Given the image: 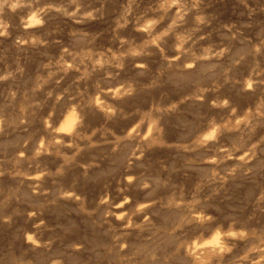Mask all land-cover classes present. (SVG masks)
<instances>
[{"label":"rangeland","instance_id":"1","mask_svg":"<svg viewBox=\"0 0 264 264\" xmlns=\"http://www.w3.org/2000/svg\"><path fill=\"white\" fill-rule=\"evenodd\" d=\"M249 1L248 4L256 9L251 17L249 8L245 7L242 0H203L200 10L211 21V27L205 29L211 31L210 34L206 33V39L196 43L185 42L186 37L177 34L172 43L170 41V44L161 45L163 51L156 46L160 39L152 35L154 28L150 23V15L153 14L150 9L160 7L163 0L161 4H157L156 0H136L135 3H129L128 0H103V17L100 18L98 14L96 20L80 25L55 16L46 18V24L41 26L36 23V20L41 19L37 15L33 19L25 17V20L33 23L24 30L18 15L8 17L6 34L0 35V77L4 78L0 79V110L6 121L5 132L0 134V158L8 157L18 145L27 141L26 151L36 153L41 169L55 171L59 163L72 160L77 146L85 149L86 144V141L76 139L73 148L66 149L56 141L63 139V142L66 141L64 144L72 143L84 119V134L90 135L91 129L96 131V135L92 136L96 148L85 149L76 159L94 166L98 163L100 169H90L85 178L83 169L73 166L66 170L64 177L45 178V187L55 188L61 184L67 187L75 182L81 194L90 196L86 197L89 199L84 210L78 209V205L72 202L49 204L42 198L44 215L38 218L45 219L48 228L53 229H41L44 239L58 236L60 240L56 247L63 248L65 244L76 241L85 244L88 249L103 251V245L111 244L112 233L109 229L114 228L116 234H126L130 243L134 242L135 246L138 244L137 248H155L157 261H152L154 264H204L199 253L205 246L215 247L214 241L200 242L193 239L181 249L184 260L179 261L175 248L184 240L175 238L180 229L169 236L176 219L173 207L152 205L153 208H146L138 215L129 212L130 222L133 225L141 224V228L127 227L128 217L124 218L126 221L117 219L123 211L128 210L127 205L120 210L113 208L116 216H103L106 206L97 209L98 212L93 210L99 195L105 191L111 193L113 202H119L122 198L117 192V180L121 178L123 169L118 166L117 157L128 149L122 144L117 148V153H112L111 147L115 145L105 141L115 140L112 133L116 130L118 135L130 123L119 117L115 119L109 111L116 107L113 98L126 90L133 91L135 95L122 102L125 112H133L135 120L137 118L133 128L152 142L144 160L140 162L144 168L134 170L159 176L161 180L171 177L169 188L158 193L167 194L162 197L164 204L172 199L184 197L190 200L195 196L208 209V213L214 214L225 226L226 216L242 217L252 212L251 206L245 209L250 198L249 190L254 187L249 178L237 174L229 179L222 171L223 166L219 169L209 165L210 158L206 155L211 152L201 150L198 154L185 153L182 146L188 136L201 128L204 131L195 139L207 143L203 141L205 135L215 136L218 144L210 146L213 152L220 146L231 148L235 144L238 147L242 143L240 137L243 129L250 130L245 136L246 141L251 138L250 143L264 137V49L259 53L250 52L247 43L241 42L243 37L233 39L223 27L235 24L233 31L240 29L244 36L254 40L258 32L264 34V12L259 10L264 7V0ZM86 2L99 7L101 0ZM144 14H149L148 18H144ZM141 19L144 22L138 25L137 21ZM125 24L127 27L123 26ZM245 24H251L252 27H243ZM137 26L144 31L136 33L134 28ZM4 31L0 28V32ZM143 36L146 38L141 40ZM141 64L146 67H139ZM108 91H116L115 96H107ZM161 109L167 111L162 113ZM73 113L76 119L70 140L66 139L68 136L61 137L59 130L66 117ZM161 124L164 133L158 131ZM261 147H264V143ZM53 179L57 180L56 184H53ZM3 181L5 191L9 185L18 183V180H10L7 175ZM129 194L133 196L134 202L143 195L139 192ZM27 208L26 203H21L18 206L20 215H15L10 225L0 223V255H21L23 231L33 230L31 226L35 222L27 221L23 215ZM241 209H245V212L242 213ZM146 210L150 224L144 221ZM257 222L264 224V212L257 210L253 223ZM186 231L191 235V230ZM32 254L37 255L30 252L28 256L33 257ZM87 255L92 253L81 254L84 259H87ZM146 263L150 264L149 259L140 260V264Z\"/></svg>","mask_w":264,"mask_h":264},{"label":"clouds","instance_id":"2","mask_svg":"<svg viewBox=\"0 0 264 264\" xmlns=\"http://www.w3.org/2000/svg\"><path fill=\"white\" fill-rule=\"evenodd\" d=\"M128 2L135 3L136 0H128ZM242 2L245 7L249 8V16L254 15L256 9L251 7L247 0H242ZM156 3L161 4V0H156ZM202 3L203 0H163L160 7H152L150 9V12L153 13L150 15V23L154 28L152 35L160 39V43L156 45L157 48L163 51L161 45L170 44V41L172 43L177 34H183L186 37L185 42L196 43L206 39L205 34H210L211 31H205V29L211 27V21L201 12ZM104 7L103 0H101L99 7H94L86 0H0V28L5 29L4 32H0V35L6 34L9 27L8 17L13 14L18 15L22 24H26L25 17L33 19L39 15L41 19L36 23L41 26L46 24V18L51 19L55 16L67 18L73 24L80 25L86 21L96 20L98 14L102 18ZM259 10L264 12V7ZM148 15L144 14V18H148ZM143 22L144 20L141 19L137 21V24ZM123 26L127 27L126 24ZM223 27L227 29L228 33H231L233 39L243 37L241 42L247 43L250 52L259 53L264 49V34L258 32L254 40L250 36H244L240 29L233 31L236 27L235 24H226ZM243 27L251 28L252 25L245 24ZM134 31L142 33L144 29L137 26ZM145 38L143 36L141 40ZM139 67L144 68L146 65L141 64ZM0 79L4 78L0 77ZM136 91L138 92L139 89ZM132 97H135L133 91L126 90L113 98L116 107L109 109L112 116L115 119L119 117L125 121H130V123L118 135L117 131L112 133L116 137L115 140L105 141L115 145L111 148L112 153H117V148H120L122 144L128 149L127 152H123L117 157L119 165L123 169L121 178L117 180V192L122 198L119 199V202H113L111 193L105 192L99 196L96 208L93 209L97 211L102 206H106L102 214L116 216L112 209H124L127 205L129 206L128 210L123 211L117 216V219L124 220L125 217H128L127 227L141 228V224L133 225L130 222L129 212L132 215H137L144 212L146 208H151L152 205L173 207L176 220L173 222L172 232L169 233V236H173L176 234V230L180 229V233L175 238L184 240V243H179L175 251L179 261H183L184 253L181 252V249L185 247V243L195 239L200 242L209 240L215 242V247L205 246L199 253L204 264H264V224L253 223L256 219L257 210L264 212V147H261V144L264 143V137H261L258 142L250 143V137L247 141L245 140V136L250 130L243 129L240 137L242 143L238 147L235 144L231 148L220 146L213 152L210 146L218 144L215 136L205 135L203 141H207V143L195 139L204 131L201 128L182 142L185 153L198 154L201 150L211 152L210 155H206L210 158V165L219 169L223 166L222 171L229 179L237 174L240 177L249 178L254 186L249 190L250 198L245 206V209L251 206L252 212L246 213L242 217L226 216L224 219L227 221V226H225L223 222L218 221L214 214H209L208 209L195 196L190 200H185L184 197L172 199L169 200L168 204H164L162 197L167 194L158 195V193L162 189L169 188L171 177L161 180L159 176L145 175L143 172L137 173L134 170L144 168V164L140 162L144 160L152 142L150 139L141 136L136 128H133L135 124L133 112H125L122 106L125 98ZM136 109L138 110V108ZM160 111L163 113L167 109ZM85 120H82L81 127L76 136L73 137L72 143L64 144L62 140L56 141V143L62 144L67 149L73 148L76 139H81L86 141L85 149L96 148V144L92 141V136L96 135V131L91 129V134L85 135ZM136 127L138 128L139 125ZM5 128L6 121L2 110H0V134L5 132ZM158 131L164 133V126L162 125ZM26 149H28V142L24 141L8 157L0 158V223L10 225L13 222V217L20 215L18 206L21 203L28 205L27 210L23 213L27 221L35 220V223L32 224L33 230L25 229L23 231L21 255L9 257L7 253H4V255H0V264H89V262L92 264H140L141 259H149L151 264L152 261H157L154 255L155 248H137L126 239V234L117 235L111 229H109V232L112 233L111 244L103 245V251L87 249L85 244L79 242L65 244L63 248L56 247L57 241L60 240L58 236H49L44 239L41 229L45 231H52L53 229L48 228L45 219L38 218L44 215L45 204L42 202V198L49 204L72 202L77 204L80 210H84L87 200L86 196L77 190L75 182L67 187L61 184L53 189L44 186L45 178L64 177L66 170L73 166L83 169L82 174L87 178L89 170L99 168L100 165L97 163L94 166L92 163L77 160L76 157L85 151V149H80L77 146L69 163H59L55 171H50L47 168L41 169L40 164L37 163L39 159L36 153L30 151L29 154ZM176 170L173 169V171ZM113 171L116 172L118 169H113ZM6 175L10 180H18L15 186L9 185L7 191L3 187V178ZM26 182L28 183L25 187ZM56 183L57 181L53 179V184ZM174 186L172 185V187ZM131 192L143 194L142 198L136 199L134 202L133 196L129 194ZM49 197L51 199H48ZM9 209L11 211H8ZM245 209L240 211L244 213ZM144 221L147 224L151 223L148 213L144 214ZM186 230H191V235H188ZM30 252L37 255L29 257L28 253ZM88 252L92 255L84 259L81 254ZM5 257H7V261H5Z\"/></svg>","mask_w":264,"mask_h":264},{"label":"bare ground","instance_id":"3","mask_svg":"<svg viewBox=\"0 0 264 264\" xmlns=\"http://www.w3.org/2000/svg\"><path fill=\"white\" fill-rule=\"evenodd\" d=\"M249 1V0H248ZM250 2V1H249ZM255 2V1H254ZM250 4V3H249ZM254 4V3H253ZM255 5V4H254ZM261 8V7H260ZM124 14V13H123ZM121 18V17H120ZM65 19H67V18H65ZM27 22H26V24H23V26H22V28L25 30V29H27V27L26 26H30L33 22H31V21H28V20H26ZM37 21V20H36ZM21 25V24H20ZM19 25V26H20ZM21 27V26H20ZM32 28V27H31ZM34 28V27H33ZM22 31V30H21ZM28 31V30H27ZM27 31H25V32H27ZM22 32H24V31H22ZM144 34V33H143ZM79 37V36H78ZM77 40V39H76ZM79 42V41H78ZM245 50V49H244ZM175 52V51H174ZM238 54H240V52H238ZM86 58V57H85ZM264 60V59H263ZM170 62V61H169ZM172 62V61H171ZM175 63V62H174ZM176 63H177V61H176ZM167 65H168V63H167ZM170 65V64H169ZM177 66H178V64H177ZM264 67V66H263ZM139 68V67H138ZM173 70V69H172ZM171 70V71H172ZM183 70V69H182ZM175 73V75H176V72H174ZM197 74V73H196ZM58 75V74H57ZM75 75V74H74ZM179 77V76H178ZM42 78V77H41ZM55 78V77H54ZM57 78V77H56ZM196 78V77H195ZM53 79V78H52ZM196 80V79H195ZM199 80V79H198ZM50 81V80H49ZM53 81H55V79L53 80ZM50 83H51V81H50ZM60 83V82H59ZM245 83V82H244ZM59 85H61V84H59ZM49 86V85H48ZM56 86V85H55ZM43 87V86H42ZM244 88H245V86H244ZM49 89V88H48ZM107 90V89H106ZM247 90V89H246ZM73 91V90H72ZM52 93V92H51ZM115 93H116V91L114 92V93H110L109 91L106 93V95L107 96H115ZM77 94V93H76ZM105 94V93H104ZM38 95V94H37ZM52 98V97H51ZM107 98V97H106ZM54 99V98H53ZM108 99V98H107ZM71 100V99H70ZM96 100H97V98H96ZM97 101H99V100H97ZM74 102V101H73ZM53 103H54V101H53ZM35 108V107H34ZM91 108H92V106H91ZM94 108V107H93ZM95 109V108H94ZM65 110V109H64ZM88 110V109H87ZM95 111V110H94ZM93 111V112H94ZM99 111V110H98ZM73 112V111H72ZM99 112H101V111H99ZM85 113V112H84ZM29 114V113H28ZM60 114H62V113H60ZM90 114V113H89ZM86 115V114H85ZM90 116V115H89ZM135 117V116H134ZM25 118V117H24ZM89 118V117H88ZM33 119V118H32ZM75 116H74V113L73 114H69L67 117H66V119H65V121H64V123H63V125H62V128H61V130H59V131H61L60 133H59V135L61 136V137H63L64 138V136H68L66 139H68L69 137H71V136H73L72 134H71V131H72V129L74 128V126H75ZM108 119V118H107ZM185 119V118H184ZM183 119V120H184ZM136 120H137V118H136ZM135 120V121H136ZM77 121V120H76ZM97 121V120H96ZM162 121V120H161ZM88 122V121H87ZM98 122H99V120H98ZM163 122V121H162ZM89 123V122H88ZM87 123V124H88ZM177 123H179V122H177ZM110 124V123H109ZM113 124V123H112ZM166 124V123H165ZM187 124V123H186ZM191 124V123H190ZM94 125V124H93ZM162 125V124H161ZM90 126V125H89ZM88 126V127H89ZM195 126V125H194ZM78 127H79V125H78ZM111 128H112V126H110ZM143 127V126H142ZM35 128H37V127H35ZM34 128V129H35ZM185 128V127H184ZM194 128V127H193ZM20 129V128H19ZM80 129V128H79ZM89 129V128H88ZM122 129V128H121ZM144 129V128H143ZM120 130V129H119ZM34 131H36V130H34ZM144 131V130H143ZM115 132H116V130H115ZM195 132V131H194ZM37 133V132H36ZM39 133V132H38ZM78 133V132H77ZM189 133V132H188ZM34 134V133H33ZM57 134V133H56ZM88 134V133H87ZM99 134V133H98ZM183 134V133H182ZM165 135V134H164ZM184 135V134H183ZM54 136V135H53ZM108 136H109V134H108ZM185 136V135H184ZM57 137V136H56ZM107 137V136H106ZM167 137V136H166ZM108 138V137H107ZM55 139H57V138H55ZM60 139V138H59ZM59 139H57V140H59ZM70 139V138H69ZM106 139V138H105ZM114 139V138H113ZM167 139V138H166ZM187 139V138H186ZM61 140H63V139H61ZM70 140H72V139H70ZM79 141V140H78ZM102 141V140H101ZM64 142H66V141H64ZM36 143V142H35ZM105 145V144H104ZM122 146V145H121ZM103 148V147H102ZM112 148V147H111ZM124 148V147H123ZM31 149V148H30ZM100 149V148H99ZM108 149V148H107ZM67 151H69V150H67ZM126 151V150H125ZM183 151V150H182ZM29 152V151H28ZM102 152H104V151H102ZM101 152V153H102ZM82 153V152H81ZM89 153V152H88ZM30 154V153H29ZM109 154V153H108ZM122 154V153H121ZM101 155V154H100ZM110 155V154H109ZM115 155V154H114ZM96 156V155H95ZM43 157V156H42ZM41 157V158H42ZM89 157V156H88ZM49 158V157H48ZM82 158V157H81ZM102 158V157H101ZM107 158H109V157H107ZM44 159V158H43ZM115 159V158H114ZM113 159V160H114ZM47 160V159H46ZM52 160V159H51ZM56 160V159H55ZM97 160V159H96ZM112 160V161H113ZM60 161V160H59ZM81 161V160H80ZM86 161V160H85ZM42 162V161H41ZM55 162V161H54ZM52 163V162H51ZM111 163V162H110ZM116 163V162H115ZM114 165V164H113ZM210 165V164H209ZM50 166V165H49ZM56 166V165H55ZM118 166H119V164H118ZM106 167V166H105ZM104 167V168H105ZM149 167V166H148ZM79 168V167H78ZM118 168V167H117ZM100 169V168H99ZM103 169V168H102ZM119 169V168H118ZM95 170H97L96 168H95ZM79 171V170H78ZM102 171V170H101ZM104 171V170H103ZM146 171V170H145ZM68 172V171H67ZM77 172V171H76ZM97 172H99V171H97ZM97 172H96V174H97ZM122 172V171H121ZM72 173V172H71ZM94 173V172H93ZM69 174V173H68ZM95 174V173H94ZM114 174V173H113ZM76 175V174H75ZM90 175H91V173H90ZM107 175V174H106ZM96 175H94V177H95ZM110 176V175H109ZM116 176H119V175H116ZM70 177V176H69ZM98 177V176H97ZM91 178H93V177H91ZM100 178V177H99ZM60 179V178H59ZM63 179V178H62ZM61 179V180H62ZM57 181V180H56ZM68 181V180H67ZM102 181H103V179H102ZM62 182V181H61ZM60 182V183H61ZM70 182V181H69ZM28 183V182H27ZM106 184V183H105ZM45 185H46V183H45ZM63 185V184H62ZM67 185V184H66ZM65 186V185H64ZM57 187V186H56ZM110 187V186H109ZM98 188V187H97ZM103 188V187H102ZM54 189V188H53ZM99 189V188H98ZM86 191V190H85ZM113 191V190H112ZM106 192V191H105ZM82 193H84V192H82ZM100 193V192H99ZM93 194V193H92ZM115 194V193H114ZM84 195V194H83ZM87 196H90V195H88L87 194ZM86 196V197H87ZM100 196V195H99ZM119 198V197H118ZM87 199H89V198H87ZM96 199V198H95ZM117 199V198H116ZM91 200H92V197H91ZM165 201V200H164ZM87 202V201H86ZM89 202V201H88ZM95 202V201H94ZM115 202H116V200H115ZM58 204H59V202H58ZM91 204V203H90ZM96 205V204H95ZM95 205H94V207H95ZM93 206V205H92ZM104 207V206H103ZM96 208V207H95ZM153 208V207H152ZM155 208V207H154ZM51 209V208H50ZM91 209V208H90ZM104 209V208H103ZM173 209V208H172ZM53 210V209H52ZM55 210V209H54ZM53 210V211H54ZM94 210V209H93ZM115 210V209H114ZM114 210H112V211H114ZM120 210V209H119ZM150 210V209H149ZM155 210H156V208H155ZM169 210H170V208H169ZM174 210V209H173ZM60 211V210H59ZM148 210H146V212H147ZM52 212V211H51ZM98 212V211H97ZM56 213V212H55ZM116 213V212H115ZM118 213V212H117ZM148 213V212H147ZM46 214V213H45ZM90 214V213H89ZM101 214V213H100ZM143 214V213H142ZM159 214V213H158ZM117 215V214H116ZM138 215V214H137ZM144 215V214H143ZM142 215V216H143ZM170 215V214H169ZM52 216V215H51ZM87 216V215H86ZM99 216V215H98ZM97 216V217H98ZM104 216V215H103ZM141 216V215H140ZM165 216H167V214L165 213ZM164 216V217H165ZM173 216V215H172ZM157 217V216H156ZM24 218V217H23ZM47 218V217H46ZM135 218V217H134ZM142 218V217H141ZM160 218V217H159ZM106 219V218H105ZM139 219V218H138ZM172 219V218H171ZM89 220V219H88ZM176 220V219H175ZM111 221H112V219H111ZM124 221H126V220H124ZM159 221V220H158ZM164 221V220H163ZM113 222H114V220H113ZM161 222V221H160ZM35 223V222H34ZM93 223V222H92ZM168 223V222H167ZM32 224V223H31ZM90 224V223H89ZM119 224V223H118ZM121 224V223H120ZM122 224H123V222H122ZM105 225V224H104ZM124 225V224H123ZM159 225V224H158ZM168 225H169V223H168ZM31 226V225H30ZM163 226V225H162ZM166 226H167V224H166ZM32 227V226H31ZM95 227V226H94ZM105 227H107V226H105ZM146 227V226H145ZM97 228V227H96ZM149 228H150V226H149ZM124 229V228H123ZM161 229V228H160ZM167 229V228H166ZM113 230H114V228H113ZM112 230V231H113ZM162 230V229H161ZM148 231V230H147ZM157 231V230H156ZM159 231V230H158ZM154 232V231H153ZM168 232V231H167ZM102 233V232H101ZM137 233V232H136ZM162 233V232H161ZM164 233V232H163ZM162 233V234H163ZM92 234V233H91ZM98 234V233H97ZM119 233H117V235H118ZM154 234V233H153ZM102 235V234H101ZM104 235H105V233H104ZM132 235V234H131ZM90 236V235H89ZM159 236V235H158ZM22 237V236H21ZM82 237H84V236H82ZM87 237V236H86ZM102 237V236H101ZM108 237V236H107ZM138 237V236H137ZM156 237V236H155ZM161 237V236H160ZM89 238V237H88ZM98 238V237H97ZM127 238V237H126ZM139 238V237H138ZM146 238V237H145ZM153 238V237H152ZM21 239H23V238H21ZM85 239V238H84ZM87 239V238H86ZM108 239V238H107ZM141 239V238H140ZM172 239V238H171ZM93 240V239H92ZM98 240V239H97ZM101 240H102V238H101ZM88 241V240H87ZM100 241V240H99ZM170 241V240H169ZM23 242V241H22ZM76 242V241H75ZM93 242V241H92ZM95 242V241H94ZM106 242V241H105ZM141 242H142V240H141ZM85 243V242H84ZM134 243V242H133ZM175 244H177V243H175ZM23 245V244H22ZM138 245V244H137ZM136 245V247H138ZM91 245H89V247H90ZM96 247V246H95ZM18 248V247H17ZM91 248V247H90ZM88 249V248H87ZM102 249V248H101ZM176 249V248H175ZM103 250V249H102ZM22 251V250H21ZM184 252V251H183ZM34 255H35V253H34ZM32 256H33V254H32ZM89 255H87V257H88ZM177 256V255H176ZM19 257V256H18ZM86 259V258H85ZM187 259V258H186ZM145 260V259H144ZM175 260V259H174ZM184 260V259H183ZM188 260V259H187ZM191 261V260H190ZM153 263V262H152ZM91 264V263H90ZM147 264V263H146ZM154 264V263H153Z\"/></svg>","mask_w":264,"mask_h":264}]
</instances>
